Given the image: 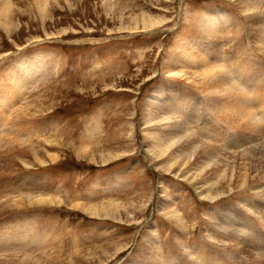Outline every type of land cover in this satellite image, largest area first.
<instances>
[{
    "label": "rangeland",
    "instance_id": "1",
    "mask_svg": "<svg viewBox=\"0 0 264 264\" xmlns=\"http://www.w3.org/2000/svg\"><path fill=\"white\" fill-rule=\"evenodd\" d=\"M9 1L7 19H0V156L12 142L29 145L5 161L0 157V205L24 203L0 211V264H19L26 254L41 264H100L91 254L120 247L115 259L102 264H264V251H259L264 246V174L251 191L229 183L247 163L237 154L255 147L250 131L228 126L227 118L236 115L218 118V109L213 111L200 89L165 73L174 57L190 60L185 49L202 50L205 57L211 41L209 48L222 47H212L209 60L227 63L225 72L233 78V55L243 53L259 63L263 57L252 37L263 31L264 12L245 14L225 0ZM212 13L219 14L212 24L222 25L223 35L203 29ZM143 17L167 24L148 32L126 29ZM165 111H173L171 123L188 128L196 140L225 150L229 156L221 155L220 161L234 159L235 166L223 167L227 177L219 176L217 184V171H208L200 182L227 191L221 199L204 200L194 186L163 172L148 153V117ZM156 126L149 132L171 137ZM220 135L224 145L217 142ZM29 146L41 155L29 153ZM101 149L125 156L95 163L81 155ZM47 154L58 155V161ZM36 195L62 203L31 205L28 198ZM110 202L146 204V209L134 222L86 211ZM167 204L180 222L163 214Z\"/></svg>",
    "mask_w": 264,
    "mask_h": 264
},
{
    "label": "bare ground",
    "instance_id": "2",
    "mask_svg": "<svg viewBox=\"0 0 264 264\" xmlns=\"http://www.w3.org/2000/svg\"><path fill=\"white\" fill-rule=\"evenodd\" d=\"M225 1L232 2L233 5L235 4L242 11V13H245V14H255V13L258 14V13L264 12V0H225ZM9 11H10V1L9 0H0V19H7ZM222 14H224V13H221V15ZM210 15H212V17L210 16L211 18L206 20L203 29L207 30L206 32L210 31L212 34L220 32L223 35V32H222L223 26L217 24L216 22L214 24H212V19H214L213 16L215 17V15H219V14L218 13L217 14L212 13ZM219 17H217L218 21H219ZM223 18H221V19H223ZM166 24H167V22L166 23L152 22V21H149L148 19H146L145 17H143L141 19V22L136 21V22H134V24L129 25L126 29L128 31H131L132 33L141 32V30L148 32L152 29L162 27ZM262 28H260V30L261 29L263 30V31H261V34H258V36L256 35L255 38L252 37V40L254 43V49L257 51L258 54L261 55L260 57H263V58H261L259 60V63H253V60L249 59L250 57L247 55H242L243 53L241 55H239L238 53L233 55L232 59L229 61V63L233 67L232 68L233 72L237 74V76L235 75L234 78L232 76H229L225 72V66H223V65H226L227 63L221 64V62L223 63V60H221V62H220L221 66H217L215 64L216 62H212L209 60V54H208L209 52L208 51L210 49H212V47L216 48V47L220 46V48L218 47L219 49H221V47H222V45H220V43H217L216 45L214 44L213 46H211L209 48V46L212 44V41L210 42L208 49H206V51H205V55H206L205 57H204V53L202 55L199 54V53H202L201 52L202 50H200V51L196 50L197 54L195 53L196 54L195 55V54L191 53L190 50L185 49L184 54L188 58H190L189 61H187V60L183 61L184 58L178 59V58L174 57L173 61H171L172 63H168L166 68H165V73H167L169 77L174 78L178 81H182L186 85H189L190 87L192 86L194 88L200 89L202 91V93H204L205 98L207 97L209 99V103H210L209 106H212L213 111L218 109L216 111V112H218V118L223 117L225 114L236 115L237 118L236 117L231 118V119H229L230 121H228V118H227L226 123L228 126H229V124L235 123L237 125L234 124V126L243 127V128L247 127V128H245V131L246 132H247V130L250 131L249 133H247V135L250 136V139H252V142H253V144H255V147L251 148L247 151L245 150L241 154H237V156H240V159H245L247 161V163L244 161L245 163L244 162L242 163L241 168H240V172L237 173L238 175L232 174L231 177L229 178V183L231 185H232V183H234L236 190L241 191V192L249 189L251 184H253L254 182H257L258 179L261 178L260 176L262 174H264V142H261L262 140H264V130H263L264 126H262L263 125L262 123H264V114H261V113H264V104H263L264 102L260 101V100L264 99V71L262 69L263 68L262 64L264 63V24H262ZM226 30L227 29H225V33L226 32H227V34L231 33V32H228ZM212 38H217V37L214 36ZM214 41H215V39H214ZM232 42L234 43V40ZM232 47L235 48V46H232ZM198 48H201V47H198ZM189 49L192 50L194 48L192 46L190 47V45H189ZM237 55H239V56H237ZM222 56H224V55H222ZM252 58H254V57H252ZM207 60H209V63ZM255 60H256V58H255ZM206 62H207V64H206ZM192 66H193V68H192ZM207 66L212 67V69L207 70ZM213 66H214V68H213ZM252 66H254L255 68H253ZM250 67H252L251 68L252 70L251 71L249 70L250 72H245ZM256 68H258L257 72L254 71ZM253 71H254V73L252 74ZM218 95L221 97L227 96L228 98L222 99V101H220V103H219V101L216 100ZM153 107H156V104ZM160 108H158V109H160ZM166 111L162 112L163 114H161V115H158L157 112H155V113L153 112V114L149 115L147 124L144 122L146 125H149V129L144 130L145 137L147 138L148 153L151 155V157L153 158L155 163H159L160 168L163 170V172H165L169 175H172L177 179H182V180L188 182L190 185L194 186L198 195L201 196V198H203L204 200L214 202L216 200L221 199L222 197H224L223 195H225V193L227 191L224 192V191H222V189H219V187L215 188L214 185H211V183L206 184L203 182V184H202L200 182L205 181L207 179V176L210 175L212 173V171H214V172L217 171L219 173L216 176L218 179L216 182V184H217L222 178L227 177V169L230 168V166H232V167L235 166L234 159L232 161H229V162L228 161H220L219 158L221 157V155L229 156L228 154H226L225 150H221L222 148L221 149L214 148V147H212L213 145L212 146L207 145V144H204L205 142L203 143L202 141L196 140L194 135L191 136L189 134L190 132L187 130L188 128H185L184 126L179 127V126H176L173 123H171V121H172L171 120L172 117L170 118L171 112L169 113ZM172 113H173V111H172ZM228 117H229V115H228ZM156 125H160L163 128V130H165L169 133L168 135H171V137H167L166 139H168V140H166L165 138H159L158 135H154L151 132H149L152 129L153 130L156 129V127H157ZM243 128H242V130H244ZM233 129H234V127H233ZM252 130L257 131L254 136H253V134H251ZM242 136H244V134ZM219 137H220V140H217V142L224 145V143H222L224 140L221 139V135L218 136V139H219ZM246 140H248V139H246ZM249 142H250V140H249ZM248 143H246V144H248ZM27 144H23V143L17 142V141L12 142L9 145L6 144L7 146L1 148V151H2V154L0 156L1 159H4V161H5L6 159L12 157L14 153H16L20 150H25L24 147H26ZM208 144H210V143H208ZM239 146H237V147L239 148ZM28 148H29V153H31L32 155H34V156H40L41 155V153H40L41 151L36 149L34 146H29ZM84 152H85V150H84ZM47 155H48V158L50 159V161H52L54 163L57 162L59 159L58 155H54V154H47ZM81 155L85 156V157L89 156L91 161L95 162V163L98 162L97 161L98 158L102 161V163H108V162L114 161L118 158L125 156V154H118L117 156L113 157V154L110 153L107 149H101V150H96V151L94 150L91 152L82 153ZM44 164L45 163L43 162L41 165H44ZM223 167H227V169H223ZM20 171H22V170H20ZM208 171H210V174L208 173ZM251 173H252V175H251ZM219 176H222V178L221 177L219 178ZM260 186H259V188H260ZM213 187L217 190L214 191ZM261 188H262V192L264 193V185ZM233 191H235V190H229V192H233ZM250 191H251V188H250ZM260 193L261 192H259V194ZM36 197H37V195H36ZM40 197L41 196H39V198L38 197L37 198H30L29 197L28 199H30V200L28 202L31 205L32 204H40V205L41 204H43V205L44 204H54V205H56V204L62 203V201H58L55 198H54L55 200H52V199L43 198V197L40 198ZM4 200L2 199V202ZM19 200H21V199H19ZM113 202H110L108 204H103V205L98 206V207L88 208L86 211H88V213L92 214L93 216L106 217V218L113 219L115 221H123V219H124L123 217L125 216V217L129 218L130 221H128V222H132V221L134 222V221H137L136 217H137L138 213H142L146 209V204L143 206L140 203H133V202L127 203V204H123V203H119V202L113 203ZM26 203L27 202H25V204ZM23 204L24 203H21V201L20 202H14L13 205H8V204L5 205L3 203V205H0V211L7 209V208L12 209L15 207H20ZM138 204L140 206H138ZM43 205H41V206H43ZM167 205H164L161 207L163 214L166 215V217L168 216V217L172 218L173 221H175V222H180L181 217L180 218L178 217L179 214L178 215L176 214V212H175L176 210L174 211V209L171 208V205H168V206ZM21 209H23V208H21ZM8 213H10L9 210H8ZM226 226H228L227 223H226ZM229 227H230V225H229ZM229 227H227V228H229ZM229 234L230 233H228V235ZM242 236L244 237V234H242ZM242 236H241V239H242ZM249 237H250V235H249ZM249 239H251V238H249ZM234 240H236L235 237H234ZM252 240H254V239H252ZM241 243H243V242H241ZM21 246H22V244H21ZM254 246H256V245H254ZM23 247L26 248V246H23ZM17 248H19V247H17ZM234 248L236 249V247H234ZM22 249H24V248H22ZM26 249H28V248H26ZM121 249L123 250L122 247L114 248V249H106V250L102 249L101 252H97L93 255L91 254L90 259L93 258L94 260H97L100 264H102V263H104V261L113 258V256L115 254L117 255V253ZM113 250H115V251L113 252ZM234 251L235 250H232V252H234ZM259 251H264V246L262 247V249H259ZM24 253H29V252L24 251ZM24 256H25L24 259L19 260L20 261L19 264H41L40 261H38V260H32V259L30 260L29 259L30 256L28 258H26L27 254ZM153 257L149 258V259L154 260ZM115 258L116 257L114 256L113 259H115ZM244 259H245V257L243 258V260ZM39 260H40V258H39ZM262 260H263V258L259 257L256 261L259 262ZM146 261H148V260H146ZM249 262L247 261V263H249ZM66 264H72V262L70 260H68L66 262ZM92 264H94V263H92Z\"/></svg>",
    "mask_w": 264,
    "mask_h": 264
}]
</instances>
